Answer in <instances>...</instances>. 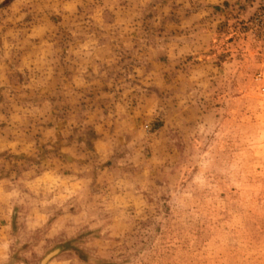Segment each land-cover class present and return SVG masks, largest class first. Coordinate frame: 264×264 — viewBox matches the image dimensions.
I'll return each mask as SVG.
<instances>
[{
    "label": "rangeland",
    "instance_id": "1",
    "mask_svg": "<svg viewBox=\"0 0 264 264\" xmlns=\"http://www.w3.org/2000/svg\"><path fill=\"white\" fill-rule=\"evenodd\" d=\"M264 264V0H0V264Z\"/></svg>",
    "mask_w": 264,
    "mask_h": 264
},
{
    "label": "water",
    "instance_id": "2",
    "mask_svg": "<svg viewBox=\"0 0 264 264\" xmlns=\"http://www.w3.org/2000/svg\"><path fill=\"white\" fill-rule=\"evenodd\" d=\"M61 248H55L54 250L50 251L49 253H47L45 255V257L42 259V261L40 262V264H46L47 262H49L52 258H54L55 256H57L60 252H61Z\"/></svg>",
    "mask_w": 264,
    "mask_h": 264
},
{
    "label": "trees",
    "instance_id": "3",
    "mask_svg": "<svg viewBox=\"0 0 264 264\" xmlns=\"http://www.w3.org/2000/svg\"><path fill=\"white\" fill-rule=\"evenodd\" d=\"M9 1H11V0H7V2H9Z\"/></svg>",
    "mask_w": 264,
    "mask_h": 264
}]
</instances>
